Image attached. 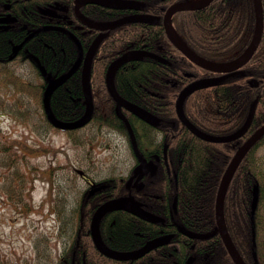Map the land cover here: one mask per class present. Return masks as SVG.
<instances>
[{"label": "trees", "instance_id": "trees-1", "mask_svg": "<svg viewBox=\"0 0 264 264\" xmlns=\"http://www.w3.org/2000/svg\"><path fill=\"white\" fill-rule=\"evenodd\" d=\"M120 1L135 2L137 12L160 16L174 4L199 0ZM260 1L263 28L261 39L250 60L238 73L215 86L196 90L182 105L184 117L194 128L217 137L237 131L244 124L252 102L256 100L254 116L246 133L238 139L240 144L264 124V0ZM33 4L38 5V2ZM67 9V15H71L67 19L70 24L61 22L56 25L54 21L34 16L19 18L10 29L0 30V84L3 81L1 76L8 71L11 62L20 66L25 64L31 73L30 78H19L9 83L13 91L8 92L4 98L7 103L2 101L4 95L0 97V110L15 118L21 117L25 120L24 126L29 127L27 119L31 105L34 111L32 114L37 118L38 129L41 131H63L71 136L84 128H91L98 134L107 130L123 136L129 144L125 125L116 116L114 102L107 91L106 70L112 60L130 49L158 53L166 60L165 63L147 57L128 62L116 71L114 86L121 97L147 110L158 120L156 125L150 126L123 111L144 157L147 158L150 153L160 155L162 143L168 144V165L177 176L176 185L170 182V188L177 196L176 213L172 212L171 207L173 196L166 198L169 203L165 212L156 204L157 199H148L146 202L150 206L149 210L157 213V209L166 219L165 225L145 222L126 212L114 211L102 218L99 230L104 243L119 251L136 249L150 238L173 232L172 242L177 250L165 246L133 262L111 260L97 252L89 235L90 216L99 204L127 192L124 177L109 176L94 182L96 186H104L94 199L82 201L80 210H73L67 215L65 228L59 233L65 239L62 242V254L53 258L49 252L48 257L42 261L37 259L38 264H186L190 257L193 258V264H234L216 232L215 198L222 174L237 146H232L231 142L201 140L179 121L175 112L178 93L193 79L209 74L208 71L195 66L171 44L160 17L156 21L121 25L103 32L104 37L90 63L92 113L89 122L77 129L55 127L44 109L46 86L50 81L67 74L77 60L84 57L99 33L87 27L81 30L77 28L79 22L73 14V0H69ZM80 11L88 21L98 23L116 20L121 13L126 12L92 4L82 5ZM255 23L253 0H212L207 5L176 12L171 18L172 29L182 43L199 58L218 65L236 61L247 50L254 37ZM17 45L21 47L11 58ZM185 73L192 76L187 77ZM254 79L260 80L261 85L257 88L249 85ZM30 94H33V98L28 101L27 96ZM11 98L14 99L13 104L9 102ZM48 105L52 116L60 122H77L84 116L86 105L81 64L50 94ZM159 133L164 137L162 143H153ZM72 139L71 143L76 145ZM27 144V137L11 138L0 128V169L11 174V188L16 192V199L12 203L16 209L25 212L33 209L31 201L24 198V190L31 184L29 172L33 176L36 170L28 166L26 157L34 149ZM88 144L91 142L86 141L80 146ZM257 149L258 144L253 145L239 163L223 201L225 228L244 264H254L253 251L256 264H264L263 236L259 231L263 179L255 159ZM42 151H45L44 146ZM49 169L54 173V167ZM49 169H41L39 174L47 176L51 182L53 176L50 178L52 172ZM167 182L165 169H159L155 175L147 178L145 191L158 195L160 184ZM254 184H258L259 194L251 216ZM49 210L50 213L55 211L54 204ZM170 214L178 226L188 232L204 235V238L190 239L177 232L170 225ZM0 264L21 263L20 259L11 260L0 253ZM23 264H28L27 259H23Z\"/></svg>", "mask_w": 264, "mask_h": 264}, {"label": "rangeland", "instance_id": "rangeland-1", "mask_svg": "<svg viewBox=\"0 0 264 264\" xmlns=\"http://www.w3.org/2000/svg\"><path fill=\"white\" fill-rule=\"evenodd\" d=\"M24 65L12 63L5 75L1 76L3 85L0 84V97L4 95V103L8 92L13 91L10 82L31 77L30 68ZM31 98L33 94L27 96L28 101ZM9 102L13 104L14 99L11 98ZM28 112L29 127H26L21 117L15 118L0 110L1 130L11 138L27 137V145L34 149L26 157L28 166L30 169L36 168L33 176L29 172L32 179L28 186L30 184L32 187L24 190V198L31 201L33 208L27 212L13 205L16 192L11 188L12 176L0 169V253L11 260L20 259L21 264L23 259H27L28 264H38L48 257L49 252L54 258L62 250L65 239L59 233L62 228L64 230L67 215L73 211L75 200L88 182L94 183L109 176H127L134 159L128 141L121 135L107 130L98 134L91 128L81 129L71 136L63 131L45 132L38 129L31 105ZM72 138L76 145L71 143ZM86 141L91 144L80 146ZM43 146L45 151H42ZM256 158L264 168L261 163L264 160V146L258 149ZM52 167L55 168L54 173L49 169ZM46 168L52 172L51 182L47 176L39 174L41 169ZM55 199L57 202H54ZM53 204L55 211L50 213L49 208Z\"/></svg>", "mask_w": 264, "mask_h": 264}, {"label": "water", "instance_id": "water-1", "mask_svg": "<svg viewBox=\"0 0 264 264\" xmlns=\"http://www.w3.org/2000/svg\"><path fill=\"white\" fill-rule=\"evenodd\" d=\"M211 0H203L198 3H189V4H175L172 5L167 9L163 16V26L165 28V32L167 35V38L169 41L177 48L188 60H190L195 65L211 71L220 73L221 75L217 77H211V78H204L200 80H196L185 86L180 92L175 102V111L178 119L181 123H183L188 130L196 135L201 140L207 141V142H213V143H223V142H230L233 140H236L240 137H242L245 132L247 131L248 127L250 126V123L252 121L255 107H256V101H253L247 118L244 122V124L234 133L228 136L224 137H214L207 134H204L194 128L184 117L182 105L185 99L191 95L194 91L204 89L207 87L215 86L219 82L223 81L224 79H227L229 76L237 73V70L245 65L250 57L252 56L253 52L257 48V45L261 39V33H262V25H263V15H262V7H261V1L260 0H253L254 8H255V33L254 37L252 39V42L244 54V56L238 60L237 62L229 65H216L212 64L210 62L204 61L203 59L199 58L197 55H195L192 51H190L176 36V34L172 31L170 26V19L173 14L176 12H181L185 10L195 9L200 6L206 5ZM97 4L99 6L110 8V9H134L136 7L135 3L133 2H127V1H120V0H76L75 10L78 12V8L81 4ZM78 19L86 26L97 29L101 32L114 29L116 27H119L125 23H132V22H144L149 21L150 19H155L154 17L145 16V15H130L125 16L123 18H120L116 21L107 22L103 24H96V23H90L86 20V18L78 12ZM13 20V19H5ZM103 38V34H100L95 38V40L90 45L84 64L82 67V82L83 87L85 91V104H86V112L84 116L77 122H60L57 121L51 114L49 105H48V99L50 94L62 83L64 79L69 77L72 72L78 67L80 60H78L74 66L71 68V70L65 74L62 78L58 80L50 81L46 89L44 91V97H43V104L44 109L47 114V117L49 121L58 128L61 129H77L85 126L90 118L92 113V101H91V93H90V86H89V68H90V62L91 58L93 57L96 48L99 45V42ZM19 46L16 47V49ZM142 57H149L153 59L160 60L158 56H156L153 53L147 52L145 50H128L121 54L119 57L114 59L107 67L106 74H105V84L108 90V93L112 100L115 103V114L116 116L124 123L129 140L132 152L134 154V157L137 159L138 164L134 168L133 176L135 177V184L139 182L140 179L143 178V176L147 175L148 173L154 174L155 171V165L152 161H147L142 157V155L139 152L136 139L134 136L133 129L128 122L127 118L122 112V109L128 111L130 114L135 116L136 118L140 119L144 123H147L149 125H156L158 123L157 118L152 115L147 110L139 107L136 104H133L124 98H122L115 89L114 86V75L116 71L125 63L130 61H136L141 59ZM251 86H256L257 82H251ZM264 134V125H262L257 131H255L241 146H239L233 155L232 159L230 160L229 164L227 165L225 171L222 174L217 192H216V198H215V223H216V232L220 235L221 240L223 242V245L225 249L227 250L228 254L230 255L232 261L234 264H244V262L241 260L240 256L238 255L236 249L234 248L228 233L226 231V228L224 226L223 221V201L224 197L228 188V185L245 154L249 151V149L258 141V139ZM131 180V179H130ZM130 180L128 182H130ZM140 185H142L140 183ZM258 199V185L255 184L252 187V199H251V216L253 215L256 204ZM126 211L128 213H131L143 220L150 221V222H156L159 221L158 217L155 215H152L151 213L143 210L140 207V204L134 199V197L131 194H128L126 196L118 197L109 199L105 202H103L101 205H99L96 210L94 211L91 222H90V235L92 238V241L94 243V246L96 249L102 253L104 256L119 260V261H126V260H136L140 257H142L145 253L149 252L152 249H155L158 246H161L163 244H166L171 236H161L155 239H152L148 241L146 244H144L142 247L132 250V251H114L112 249H109L102 241L100 232H99V222L101 218L109 212L112 211ZM179 231L183 233L184 235L188 236L189 238H196V239H202L204 238V235L201 234H195L192 232L185 231L182 228H179ZM252 245H255L254 240V233L252 232ZM252 257L254 259V264H256V254L253 251ZM186 264H193V260L189 259Z\"/></svg>", "mask_w": 264, "mask_h": 264}, {"label": "flooded vegetation", "instance_id": "flooded-vegetation-1", "mask_svg": "<svg viewBox=\"0 0 264 264\" xmlns=\"http://www.w3.org/2000/svg\"><path fill=\"white\" fill-rule=\"evenodd\" d=\"M212 1V0H211ZM210 1V2H211ZM33 2L34 3H37L38 2V5H35V4H33ZM127 2H130V1H127ZM209 2V3H210ZM67 3H69V0H0V30H8V29H10V27H11V25L12 24H15L17 21H18V19L19 18H27V17H34V16H39L40 18H46L48 21H54V23L56 24V25H59L61 22H63V23H69L70 24V22L67 20L69 17H71V15H67V11H68V9H67ZM133 3H135V2H133ZM208 3V4H209ZM88 4V3H87ZM75 5H76V0H73V14H74V17L78 20V22H79V24H78V26H77V28L78 29H82L83 27H87V28H89V29H93V28H90V27H88V26H86V25H84L79 19H78V12L79 13H81V11H80V9H81V6L82 5H86V4H81L80 6H79V8H78V12H76V10H75ZM92 5H97V4H92ZM135 5H136V7L134 8V9H110V8H106V9H110V10H120V11H126L125 13H121V16L118 18V19H120V18H123V17H125V16H130V15H145V16H150V17H154L155 19H150L149 21H144V22H150V21H156L157 20V17L159 18L160 17V19H161V24L163 25V16H164V14H165V12L167 11H164L160 16L159 15H156V14H154V15H150V14H147V13H144V12H137V10H138V7H137V4L135 3ZM207 5V4H206ZM97 6H99V5H97ZM204 6V5H203ZM99 7H102V6H99ZM201 7V6H200ZM261 7H262V5H261ZM105 8V7H104ZM82 14V13H81ZM83 15V14H82ZM174 15V14H173ZM172 15V16H173ZM262 15H263V13H262ZM84 16V15H83ZM172 16H171V18H172ZM85 17V16H84ZM8 18H10V19H13V20H8V21H6L5 19H8ZM86 18V17H85ZM118 19H116V20H118ZM87 20V19H86ZM116 20H113V21H116ZM88 21V20H87ZM88 22H90V23H96V24H103V23H107V22H103V23H98V22H91V21H88ZM108 22H112V21H108ZM132 23H134V22H132ZM137 23V22H136ZM125 24H127V23H125ZM124 25V24H123ZM170 26H171V19H170ZM120 27V26H119ZM117 28V27H116ZM163 28H164V26H163ZM262 28H263V26H262ZM171 29H172V26H171ZM93 30H96L97 32H99L97 35L99 36L100 34H103V32H101V31H99V30H97V29H93ZM111 30V29H110ZM164 30H165V28H164ZM173 30V29H172ZM108 31V30H107ZM104 32H106V31H104ZM166 33V32H165ZM97 37V36H96ZM103 37H104V34H103ZM95 40V39H94ZM93 40V41H94ZM92 44V43H91ZM172 44V43H171ZM17 46H19L17 49H16V47ZM16 47H14V49H13V54L11 55V58H13L16 54H17V52H18V50H19V48L21 47V45H17ZM250 46V45H249ZM90 47V46H89ZM249 48V47H248ZM248 48H247V50H248ZM89 49V48H88ZM88 49H87V51H88ZM130 50H143V49H130ZM256 50V49H255ZM87 51L85 52V55H84V57L83 58H79L78 60H80V63H79V65L81 64V66L83 67V64H84V60H85V57H86V54H87ZM96 51V50H95ZM128 51V50H127ZM146 51V50H145ZM126 52V51H125ZM148 52V51H147ZM246 52V51H245ZM245 52L240 56V57H242L244 54H245ZM255 52V51H254ZM253 52V53H254ZM124 53V52H123ZM123 53H121V54H123ZM150 53H153V52H150ZM120 54V55H121ZM153 54H155L156 56H158L159 58H160V60H157V59H154V60H157V61H161V62H166V60H164V59H162L159 55H158V53H153ZM94 55H95V53H94ZM93 55V56H94ZM119 55V56H120ZM253 55V54H252ZM119 56H117V57H119ZM116 57V58H117ZM93 58V57H92ZM92 58H91V60H92ZM115 58V59H116ZM142 58H146V57H142ZM147 58H149V57H147ZM251 58V57H250ZM151 59H153V58H151ZM77 60V61H78ZM140 60V59H139ZM250 60V59H249ZM248 60V61H249ZM113 61V60H112ZM111 61V62H112ZM137 61V60H136ZM190 61V60H189ZM110 62V63H111ZM130 62H132V61H130ZM191 62V61H190ZM11 63H13V62H11ZM91 63V62H90ZM128 63V62H127ZM126 64V63H125ZM194 64V63H193ZM78 65V66H79ZM124 65V64H123ZM195 65V64H194ZM195 66H197V65H195ZM244 66V65H243ZM197 67H199V66H197ZM199 68H201V67H199ZM241 68V67H240ZM239 68V69H240ZM201 69H203V68H201ZM238 69V70H239ZM203 70H205V69H203ZM238 70H237V73H238ZM208 71V70H207ZM208 73L209 74H205V76L203 77H200V78H195V79H193L191 82H193V81H196V80H200V79H204V78H211V77H217V76H219V75H221L220 73H216V72H211V71H208ZM211 74H213V75H211ZM236 74V73H235ZM185 75L187 76V77H190V76H192V74H189V73H185ZM232 76V75H231ZM231 76H229V77H231ZM228 77V78H229ZM225 80V79H224ZM191 82H189V84L191 83ZM251 82H257V85L256 86H251L250 84H251ZM250 83H249V85H250V87L251 88H257V87H259V85H261L260 84V80H257V79H254V80H252ZM174 84H176V83H174ZM188 85V84H187ZM186 85V86H187ZM178 95H179V93H178ZM178 95H177V97H178ZM190 96V95H189ZM123 98V97H122ZM177 99V98H176ZM126 100V99H125ZM114 102V101H113ZM176 102V101H175ZM256 104H257V101H256ZM114 109H115V103H114ZM115 111V110H114ZM122 111H126V110H124V109H122ZM126 112H128V111H126ZM129 113V112H128ZM130 114V113H129ZM133 116V115H132ZM135 117V116H134ZM136 118V117H135ZM136 119H138V118H136ZM139 121H141L140 119H138ZM141 122H143V121H141ZM145 124H147V123H145ZM149 125V124H148ZM150 126H153V125H150ZM185 126V125H184ZM186 127V126H185ZM187 128V127H186ZM249 128V127H248ZM188 129V128H187ZM248 130V129H247ZM134 132V131H133ZM246 133V132H245ZM228 135H230V134H227V135H224V136H228ZM252 135V134H251ZM250 135V136H251ZM134 136H135V134H134ZM224 136H217V137H224ZM250 136H248V138L250 137ZM214 137H216V136H214ZM129 138V137H128ZM164 137H163V135L161 134V133H159L158 135H157V138H156V140L153 142V143H156V144H158V143H162V139H163ZM241 138V137H240ZM247 138V139H248ZM136 139V138H135ZM231 142V145L232 146H237V147H239L241 144V142L238 140V139H236V140H233V141H230ZM230 142H226V143H230ZM129 143H130V140H129ZM137 143V142H136ZM145 143H149V142H145ZM255 144H258V149L259 148H261V147H263L264 146V134L260 137V139H258V141L255 143ZM254 144V145H255ZM167 147H168V144L166 143V142H163L162 143V149H161V153H160V155H159V153H150L149 154V156H147V158L146 157H144L142 154V157L144 158V159H146L147 161H152L153 163H154V165H155V171H154V174H150V173H148L147 175H145V176H143V178L142 179H140L139 180V182L138 183H134L135 182V177H132L133 176V171H134V168L137 166V164H138V161H137V159L133 156V159H134V163H133V165H132V167L130 168V170H129V172H128V174H127V176H124V184L126 185V188H127V192H126V194H124V195H122V196H126V195H128V194H131L133 197H134V199L140 204V207L143 209V210H145V211H147V212H149V213H151L152 215H155L156 217H158V219H159V221H156V222H150V221H146V220H143V219H141V218H139V217H137V216H135V215H133V214H131V213H128V212H126V211H123V212H126V213H128V214H131V215H133V216H135V217H137L138 219H140V220H143V221H145V222H149V223H159V224H161V225H165L166 224V219L163 217V216H161V214L159 213V211L156 209V212L157 213H155V212H153V211H151V210H149V205H148V203L146 202L148 199H157L158 201H156V204L158 205V207L160 208V210L161 211H163V212H165L164 210L166 209V207H167V204L169 203V201H166V198L167 197H172L173 196V198H172V204H171V207H172V212L173 213H176V202H177V196H176V194H174L173 193V190L170 188V182L172 181V182H174V184L176 185V179H177V176H176V174L174 173V171L172 170V169H170V167H169V165H168V160H167ZM258 149H257V151H258ZM257 151H256V153H257ZM256 153H255V159H256V161H257V158H256ZM225 154V153H224ZM261 163H263L264 164V160L261 162ZM257 164H258V168H259V172H260V175H261V177H262V179H263V186H262V188H263V196H262V199H261V210H262V213H261V218H260V222H259V231L261 232V235L263 236V242H262V244H263V248H264V168H263V165H261V164H259V162L257 161ZM161 170V169H165V175H167V178H168V182L167 183H161L160 184V186H159V192L160 193H158V195L157 194H151V193H148V192H146L145 191V184H146V180H147V178L149 177V176H153V175H155L156 174V172H158V170ZM131 179V180H130ZM130 180V182H128ZM140 183L142 184V185H140ZM104 186H102V185H99V186H96V185H94V183L92 182H88V184H87V186L86 187H84L83 188V190L81 191V193H80V196H79V198L78 199H76L75 200V202H74V204H73V209L72 210H74V211H76V210H80L81 209V202L82 201H84V202H86V201H88V200H92V199H94L96 196H97V193H98V191L99 190H101L102 188H103ZM160 187H161V189H160ZM122 196H120V197H122ZM162 197H163V200H161L162 199ZM118 198V197H117ZM109 200V199H108ZM144 200V201H143ZM107 201V200H106ZM166 201V202H165ZM105 202V201H104ZM102 204V203H101ZM101 204H99V205H101ZM98 205V206H99ZM97 206V207H98ZM96 207V208H97ZM152 207V206H151ZM96 208L94 209V211L96 210ZM94 211L92 212V214H91V216H90V222H91V218H92V215H93V213H94ZM121 211V210H120ZM112 212H114V211H112ZM109 213H111V212H109ZM106 214H108V213H106ZM105 214V215H106ZM104 215V216H105ZM103 216V217H104ZM170 217H169V219H170V225L171 226H174L175 227V230L177 231V232H179L180 234H183V233H181L180 231H179V228H182V227H180V226H178L173 220H172V215L170 214L169 215ZM102 217V218H103ZM102 218H101V220H102ZM101 220H100V222H101ZM90 222H89V235H90ZM100 222H99V226H100ZM183 229V228H182ZM185 230V229H184ZM186 231V230H185ZM99 232H100V230H99ZM171 236V238H170V240L166 243V244H163V245H161V246H158V247H156L155 249H152V250H150L149 252H147V253H145L142 257H144L145 255H147V254H149L151 251H154V250H159L160 248H163V247H165V246H171V247H173V250L174 251H176L177 250V248L175 247V243L174 242H172V239H173V237H174V233L172 232V233H164V234H161V235H158V236H155V237H153V238H150V239H148V240H146L141 246H139L138 248H140V247H142L144 244H146L148 241H150V240H152V239H155V238H158V237H161V236ZM184 235V234H183ZM101 236V235H100ZM184 236H186V235H184ZM186 237H188V236H186ZM90 238H91V235H90ZM189 238V237H188ZM102 239V238H101ZM190 239H196V238H190ZM91 241H92V238H91ZM103 241V240H102ZM92 243H93V241H92ZM103 243H104V241H103ZM105 244V243H104ZM106 245V244H105ZM93 246H94V243H93ZM107 246V245H106ZM95 247V246H94ZM109 249H112V250H114V251H119V250H115V249H113V248H110L109 246H107ZM138 248H136V249H138ZM192 248V247H191ZM63 249V248H62ZM95 249H96V247H95ZM136 249H132V250H136ZM97 250V249H96ZM132 250H127V251H132ZM62 252H63V250H61L60 252H58V254H62ZM97 252L99 253V254H101L102 256H104L102 253H100L98 250H97ZM57 254V255H58ZM75 255V253L73 252L72 253V256H74ZM104 257H106V256H104ZM142 257H140V258H142ZM108 258V257H107ZM140 258H138V259H140ZM109 259H111V258H109ZM138 259H136V260H138ZM189 259H192L193 260V258L192 257H190ZM188 259V260H189ZM111 260H115V259H111ZM136 260H126V261H129V262H133V261H136ZM188 262V261H187ZM186 262V263H187Z\"/></svg>", "mask_w": 264, "mask_h": 264}]
</instances>
